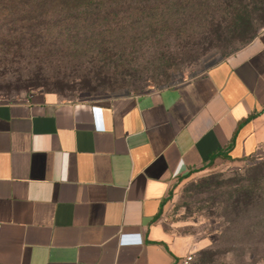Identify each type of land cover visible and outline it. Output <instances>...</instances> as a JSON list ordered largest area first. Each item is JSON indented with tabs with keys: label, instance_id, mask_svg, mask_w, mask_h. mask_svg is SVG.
<instances>
[{
	"label": "crops",
	"instance_id": "0c3cea01",
	"mask_svg": "<svg viewBox=\"0 0 264 264\" xmlns=\"http://www.w3.org/2000/svg\"><path fill=\"white\" fill-rule=\"evenodd\" d=\"M263 140L264 30L177 86L0 100V264H182L204 244L161 223L170 183Z\"/></svg>",
	"mask_w": 264,
	"mask_h": 264
},
{
	"label": "rangeland",
	"instance_id": "374dc122",
	"mask_svg": "<svg viewBox=\"0 0 264 264\" xmlns=\"http://www.w3.org/2000/svg\"><path fill=\"white\" fill-rule=\"evenodd\" d=\"M156 5L152 16L110 14L96 20L100 27L83 19L51 26L37 40L21 25L0 30V100L53 92L76 102L177 86L244 49L264 30V0ZM160 221L172 236L203 242L188 264H263L264 140L253 159L217 162L175 178Z\"/></svg>",
	"mask_w": 264,
	"mask_h": 264
},
{
	"label": "trees",
	"instance_id": "16d2710c",
	"mask_svg": "<svg viewBox=\"0 0 264 264\" xmlns=\"http://www.w3.org/2000/svg\"><path fill=\"white\" fill-rule=\"evenodd\" d=\"M171 1L172 0H0V30L7 28L13 29L17 25H21L19 28H25L33 32L31 36H34V39L32 40H37V38L41 36L39 35L41 30L56 25L64 26L67 25L66 23L68 21L75 22L80 19L93 20L94 23L100 27L102 22H97L96 20H104L110 14L116 17L117 15L126 14L128 11V15L130 16H135L136 13L143 16H152V14L156 12V4L164 6V3H167L165 7H170L172 9V6H169ZM178 5V9L183 8V4L178 3ZM204 6L206 9L209 8L208 4ZM239 7L245 8L242 4H239ZM178 9H174V11L179 12ZM160 11H162V8L159 9V12ZM234 21L235 19L231 20L232 23ZM72 22L71 26L75 27L77 22L75 25ZM210 23L212 24L213 22Z\"/></svg>",
	"mask_w": 264,
	"mask_h": 264
},
{
	"label": "built area",
	"instance_id": "2783aa9c",
	"mask_svg": "<svg viewBox=\"0 0 264 264\" xmlns=\"http://www.w3.org/2000/svg\"><path fill=\"white\" fill-rule=\"evenodd\" d=\"M191 258H192V256H191V255H188V256L185 258V260L183 261L182 264H188L189 261L191 260Z\"/></svg>",
	"mask_w": 264,
	"mask_h": 264
}]
</instances>
